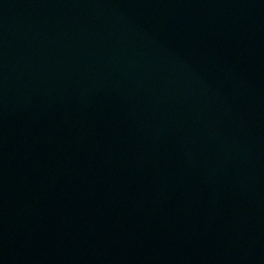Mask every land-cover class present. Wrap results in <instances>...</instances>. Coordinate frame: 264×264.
<instances>
[{
  "label": "water",
  "instance_id": "95a60500",
  "mask_svg": "<svg viewBox=\"0 0 264 264\" xmlns=\"http://www.w3.org/2000/svg\"><path fill=\"white\" fill-rule=\"evenodd\" d=\"M0 264H264V0H0Z\"/></svg>",
  "mask_w": 264,
  "mask_h": 264
}]
</instances>
